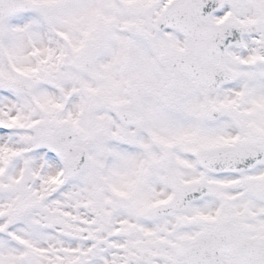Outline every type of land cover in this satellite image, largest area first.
Returning a JSON list of instances; mask_svg holds the SVG:
<instances>
[{
    "label": "snow or ice",
    "instance_id": "6c2138e0",
    "mask_svg": "<svg viewBox=\"0 0 264 264\" xmlns=\"http://www.w3.org/2000/svg\"><path fill=\"white\" fill-rule=\"evenodd\" d=\"M0 264H264V0H0Z\"/></svg>",
    "mask_w": 264,
    "mask_h": 264
}]
</instances>
